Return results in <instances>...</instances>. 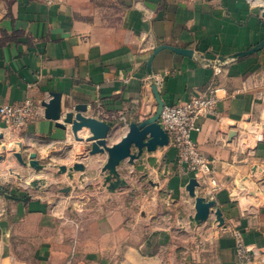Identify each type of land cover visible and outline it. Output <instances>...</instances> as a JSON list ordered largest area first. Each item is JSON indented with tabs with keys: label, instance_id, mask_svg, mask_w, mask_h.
<instances>
[{
	"label": "crops",
	"instance_id": "crops-1",
	"mask_svg": "<svg viewBox=\"0 0 264 264\" xmlns=\"http://www.w3.org/2000/svg\"><path fill=\"white\" fill-rule=\"evenodd\" d=\"M263 7L251 0H17L0 20V107L31 101L36 117L15 132L27 155L42 163L49 154L62 176L60 166L78 162L86 171L59 188L70 189L71 202L46 183L10 194L27 201L5 197L13 205L0 220V264H236L234 231L252 250V264H264V48L233 58L264 40ZM162 45L194 54L162 50L150 69ZM153 85L165 105L217 89L222 121L203 118L194 135L224 184L208 219L198 217L202 189L189 193L193 175L182 172L174 147L145 152L131 176L120 165L126 184L109 191L107 154L89 162L70 126L60 129L44 115L53 92L64 113L86 104L87 115L112 126L113 145L145 119ZM85 175L101 184L98 198L84 202Z\"/></svg>",
	"mask_w": 264,
	"mask_h": 264
},
{
	"label": "water",
	"instance_id": "water-1",
	"mask_svg": "<svg viewBox=\"0 0 264 264\" xmlns=\"http://www.w3.org/2000/svg\"><path fill=\"white\" fill-rule=\"evenodd\" d=\"M264 17V7H263ZM264 48V40L248 51L238 53L233 58H243L257 52H260ZM170 50L177 55H184L192 57L194 52L188 49H181L174 46L162 45L156 47L152 57L149 60V68L155 56L162 50ZM152 90L155 96V100L145 97L143 101L141 115L145 117L143 121L132 122L128 125L127 131L123 138L113 145H109L108 141L112 134V126L98 118L87 115L88 105L79 104L74 107L72 111L67 113L63 112L62 95L60 93H51V97L48 101L43 102L44 115L48 120L56 122V126L63 130H70L74 136V139L78 142H86V158L94 157L101 154H107V161L103 166V172L108 173L106 176V182L109 183V191H115L119 186L126 184L121 179L119 173V167L124 161H128L130 164H135L139 161L145 152L153 153L159 148L169 147L170 139L168 133L162 128L159 123V119L165 103L159 92L158 86L153 85ZM83 128H88L90 135L86 138L80 137L79 133ZM236 135L235 131H230L229 138L232 139ZM18 147L24 150L22 142H18ZM10 151H13L15 157L24 166H30L36 172H40L45 169L44 164L38 159L37 153L29 154L28 161L24 160L22 152H18L16 145L10 146ZM4 156L0 155V161L4 160ZM86 166L81 163H75L72 167L60 166L61 174H68L70 179L74 178V172L85 173ZM255 174L260 169L255 167ZM44 180H35L31 183L36 189H40L41 185H45ZM199 186L196 179L192 178L188 184V191L192 196H195V190ZM3 192V191H1ZM65 192H70V189H66ZM7 199L23 200L16 196L4 193ZM215 206L214 202L207 201L204 197H197L196 209L198 217L201 219H208L211 213V209Z\"/></svg>",
	"mask_w": 264,
	"mask_h": 264
},
{
	"label": "built area",
	"instance_id": "built-area-1",
	"mask_svg": "<svg viewBox=\"0 0 264 264\" xmlns=\"http://www.w3.org/2000/svg\"><path fill=\"white\" fill-rule=\"evenodd\" d=\"M218 102L217 89L211 88L183 104L165 105L159 119L160 125L169 135V146L177 151V161L182 172L193 175L199 183L198 187L202 189L203 197L215 204L224 184L215 178L213 162L202 154L194 135L202 131L199 124L201 119L218 118L222 121L218 113ZM36 115L37 109L31 101L0 107L2 124L5 129L14 132H21ZM233 236L236 240V264H252V250L246 244L243 234L234 231Z\"/></svg>",
	"mask_w": 264,
	"mask_h": 264
},
{
	"label": "rangeland",
	"instance_id": "rangeland-1",
	"mask_svg": "<svg viewBox=\"0 0 264 264\" xmlns=\"http://www.w3.org/2000/svg\"><path fill=\"white\" fill-rule=\"evenodd\" d=\"M16 1L17 0H0V20L5 14H7L11 10L13 4ZM251 1L256 4L264 3V0H251ZM113 133L109 138L108 144L112 138ZM18 142H22L23 146H25L26 144L25 141L23 142L19 140V137L15 134V132L7 129L0 130V155H3L5 157L4 160L0 161V220L12 213L13 204L10 202L6 203L4 193L11 194V193H24V192L27 193L29 191L33 192V190H35L36 188L33 187L31 183L35 180H44L46 184H48L49 191L52 192V194L58 195L61 194L59 188L66 185H70V183L74 181V179H70V177L67 174H64V176H62L59 175V173H57L59 171V168L55 166V163L52 161L54 160V158H52V156H49V154L48 157L46 156V158L42 160V164H44L45 169L40 172H36L29 165L24 166L23 164H21L18 161V159L15 157L14 152L10 151V146L16 145L17 151L22 152L24 160L28 161L29 155H27L26 153L27 148L25 150L24 147V150L23 149L21 150L17 145ZM83 143L87 145L86 142ZM78 146L75 147L74 150H77L78 152L84 150L83 148L80 147V144H78ZM70 151L71 149L69 150V152ZM85 151L87 154L86 147H85ZM90 161L92 160L90 159L89 162ZM136 163L137 161L135 162V164H130L128 161H124L121 164L122 171L128 176H131L129 168L134 167ZM259 174L260 173L257 171L255 175L257 176ZM140 175H141L140 173L132 174L134 178H137L135 176L139 177ZM83 180L88 183V186H84V190H83L85 193L84 202L87 201V198L94 199L93 197L95 196H96L95 198H98L100 192L98 189L101 184L98 182L99 179L96 178V180H94L91 178L90 180V178L88 179L87 175H85ZM26 187L30 190H28ZM61 195L65 197L64 201L71 202L72 198H70L71 197L70 192H68V194H61Z\"/></svg>",
	"mask_w": 264,
	"mask_h": 264
}]
</instances>
